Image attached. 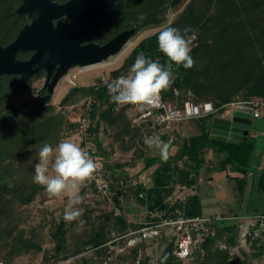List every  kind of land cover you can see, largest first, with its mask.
Wrapping results in <instances>:
<instances>
[{"label":"trees","instance_id":"16d2710c","mask_svg":"<svg viewBox=\"0 0 264 264\" xmlns=\"http://www.w3.org/2000/svg\"><path fill=\"white\" fill-rule=\"evenodd\" d=\"M122 1H118L114 16L111 18V22L114 23L113 26L118 25L119 27L102 34V41L114 37L120 30L127 27V23L136 17H141L135 24L137 32L140 25L161 24L171 3V0H125L129 4L146 1L145 11L137 14L120 27V19L116 18V12ZM211 3H217L218 5L216 12H212V14H210ZM19 4L20 0H0V43L2 44L12 42L28 22L26 16L19 17L15 14L14 10ZM171 26L181 30L189 27L192 31L197 27H201L207 32L212 29L210 42H200L197 35L196 43L191 48L190 53L194 60L192 68L184 69L173 65L172 71L176 77L172 87L173 90L175 88L179 90L181 100L186 95L187 90L193 89L200 98L209 99V97H212L216 101L215 106L220 112L224 111V106L232 102L241 90L248 91L249 99L264 100V0H192ZM192 31L188 32L186 36L193 34ZM158 34L159 32L147 37L136 46L122 69L131 67L136 56L140 53L167 66L169 61L158 47ZM211 45L212 52L207 54V61L202 62V65L196 69L195 62L199 56L207 53V49ZM31 55L32 52H20L18 54L22 59H28ZM208 71L212 72V80H210L211 77H209ZM42 72L40 71L27 81H23L19 75L0 76V155L2 157L10 158V160L24 158L25 151L32 150L45 143L55 144L57 138H59L62 127L58 126L63 122L65 116L63 112H56L55 108L49 104L50 101L41 103L38 98L25 105V108H29L26 111L21 108L12 109L10 107L12 99L26 92L32 86L33 79L41 75ZM118 72L116 71L114 74L117 75ZM201 78H203V81H200ZM107 85L80 87L72 93H83L94 98L89 115L94 121V132L96 134L102 128L101 125H120L127 116L130 105L114 103L109 96ZM163 97L167 99L166 94ZM71 102L69 96L62 100L63 105ZM215 116L212 114L194 119L195 123L201 127V133L184 138L175 155L144 157L146 168L155 166L151 175L152 184L148 188L139 186L137 189L138 192L143 191L145 193V197L139 200L146 204L150 211L168 209L164 216H173L175 212L172 210L180 207V210L187 215H201L202 199L199 194L190 195L184 202L178 203L170 209L166 199L173 192L175 185L182 184L192 187L197 183L198 177L207 162L209 152L217 155L216 165L219 169L224 170L231 167L243 175L242 179L237 180L241 193L248 185L251 173L257 181V191L264 193V171L258 174L253 166L257 146L256 135L251 134L247 139H227L213 135L212 119ZM135 126L137 127L131 130L134 132V137H137L135 134L138 133L145 136L144 126ZM260 126L264 127V123H261ZM253 127L255 132L259 129V124L253 125ZM103 128L115 134L114 139L121 144L120 139L122 137L117 134L115 127ZM119 128L122 129V127ZM130 129L124 128L123 131L119 130L118 132L124 135L126 132L130 133ZM133 143L136 144L134 140ZM101 151L107 157H110L113 153ZM179 162L181 165H179ZM17 164H11L10 168L7 169L6 176L0 172V195L5 193L15 194L20 202L28 203L45 187L25 177L19 182L9 183L7 176L14 169L18 172L23 166H27V170L29 169L34 174L35 168L26 165L25 160ZM108 167L114 173L111 165ZM89 206L94 215L86 214L83 217L85 224L89 225L88 238L76 249V254L102 246L110 240L113 232L124 233L132 227L141 226L140 224L131 223L126 216L115 217L103 209L100 210L101 212L95 213L94 211H97L96 208L98 207ZM66 224L65 221H62L57 228L56 234L59 237L56 246L57 253H60L67 244ZM227 230L232 231V233L236 230L238 235L237 223L224 222L217 237L209 240L206 244L208 249L206 259L203 261L197 259L195 262L201 264L207 262L216 241ZM231 241H234L233 238ZM162 243L168 245L161 257V264H180L181 261L174 254V242L164 239ZM136 253L137 250L132 251V254L136 255ZM263 254L264 250H261L256 255ZM65 258L67 257L53 255L47 257L41 264H48ZM123 258L125 256L119 259ZM236 261L239 262L238 259ZM79 264H90V259L83 257Z\"/></svg>","mask_w":264,"mask_h":264},{"label":"rangeland","instance_id":"374dc122","mask_svg":"<svg viewBox=\"0 0 264 264\" xmlns=\"http://www.w3.org/2000/svg\"><path fill=\"white\" fill-rule=\"evenodd\" d=\"M192 0H181L180 3L175 5L169 4L168 10L165 13L164 21L159 25H150V26H139L138 32L131 39V44L127 46L120 54L115 55L109 58L98 67L92 68L88 71L80 72V66H75L70 70L71 75L78 74V77L75 78V84L70 83L67 80L68 75H66L62 81L57 85L55 94L50 100V105H52L56 112H63L65 118L63 122L58 126L62 127L59 138L55 144L48 143L55 146L64 140H71L77 143L82 150H84L85 143L79 137L78 126L76 124V118L78 113H80L79 107L89 108L88 111L92 108L94 103V98L90 95H84L83 93L72 94L75 89L80 87H90L94 85H107L113 79L123 75L129 76L132 75L130 68H123L126 60L131 55L136 46H138L144 39L150 37L164 28L171 26L172 23L177 19V17L187 8L188 4ZM146 2V1H145ZM145 2L128 3L123 0L119 5L116 12V18L120 19V27L125 25L127 21L133 19L137 14L145 11L144 6ZM218 8L217 3L210 4V14L215 13ZM195 33L199 36L200 42L207 41L210 42L212 38V29L207 32L201 27H197L191 33ZM193 33V34H194ZM187 35V34H186ZM190 36V35H189ZM188 37V36H187ZM210 44V43H208ZM210 47V48H209ZM207 49V53L199 56L198 60L195 62L196 69L202 65V62H206L208 59L207 54L212 52V45ZM119 71L117 75L114 73ZM209 72V71H208ZM176 75H174V78ZM210 80H212V72H209ZM46 79V74L43 71L41 75L35 77L32 82V86L26 90L21 95L14 97L10 103L12 109L21 108L26 111L29 108H25L26 104L31 103L32 101L38 99L40 90L44 85ZM203 81V78L200 79ZM247 89V88H245ZM162 95H167V100L175 101L176 96L173 90L172 85L165 91L161 92ZM186 97L191 96L193 100L197 102L211 101L214 104L216 103L212 97L209 99L200 98L193 89H189L186 92ZM238 94V93H237ZM239 94H242L244 97L248 98V91L241 90ZM69 96L72 102L67 105L62 104V100ZM183 96V99H186ZM72 98V99H71ZM182 99V100H183ZM235 99V98H234ZM233 99V100H234ZM232 100V101H233ZM180 102L181 99H180ZM137 104H130L127 111V116L121 122L120 125L115 124L111 126L100 127H115L117 134L122 138V142L118 147V155L114 156L111 159L112 162H109L114 174L119 173L122 176H125L129 179L134 180L135 178L140 179L141 175L144 178L150 176V171L155 169V166L149 170L145 167L144 157L146 151L149 149H155L156 147H149L145 145L144 138L142 134H135L137 137H134L131 130L135 126L133 123V115L137 111ZM85 109V110H86ZM220 113L219 115H221ZM217 116V115H216ZM260 122V123H259ZM195 125H192V124ZM264 123V117L254 120V125ZM185 127H199L194 119L185 120ZM146 125V124H145ZM145 125H143L145 127ZM122 129H130V133L121 134L118 132ZM143 127V128H144ZM148 127V126H147ZM112 129V128H111ZM114 130V129H112ZM107 131V130H106ZM115 131V130H114ZM141 133V131H140ZM158 133V132H156ZM160 134V133H159ZM158 138L160 139V135ZM252 134L250 131L232 129L230 132H222V137L227 139H247ZM73 135L77 137L76 141L72 139ZM112 138H115V134L110 132L109 134ZM124 138V139H123ZM80 139V140H79ZM157 139V138H156ZM133 140L136 144L133 143ZM256 140L258 137L256 136ZM161 141V140H159ZM116 143H119L116 141ZM43 145L37 146L32 150L25 151L24 158H15L10 160V158H5L0 155V172L2 175L6 176L7 169L10 168L12 163H21L22 160L27 162L26 165L32 166L35 168L36 163L39 161V150ZM120 147V149H119ZM170 156V155H169ZM207 159L209 160L208 167L211 169L209 175L215 174L220 171L216 165L218 158H212L211 152L208 153ZM179 165L181 163L179 162ZM27 166H23L20 171L12 170L11 174L7 176V181L11 184L21 181L24 177L30 180H33L32 172L28 169ZM51 169V164H50ZM111 170V169H110ZM112 172V170H111ZM50 174H54L51 173ZM12 176V177H10ZM213 178V176H212ZM211 176H207L206 169L203 168L199 181L195 185V188L185 187L182 184L175 185L173 192L167 197L166 203L169 205V209L174 207L176 204H181L188 198L192 193H202V214L216 216L218 214L228 218L229 222L241 221L246 222V216L248 213L261 212L264 210V193H259L257 190L252 191L247 190L245 197L240 196L239 191L234 188L233 180H227L224 185L220 184L217 179H214L215 185L212 186V183L209 181ZM149 183V182H148ZM134 193H132L131 198H135L138 195V186ZM191 188V189H190ZM222 188L226 190V196L222 193ZM89 191L81 186L78 191V195L82 197L81 203L75 207L80 211V215L77 219L67 222L64 220V213L67 204L69 203V198L67 195L63 196H52L46 191V188L43 189L38 195L28 203H22L17 198V195L11 193H5L0 195V261L5 264H41L45 261L47 257L55 256L57 257H70L79 255L76 254V249L82 245V242L88 238L89 225L85 224L83 217L86 214L94 215L92 209L87 204V194ZM200 196V195H199ZM97 211L93 210L95 213L101 212L99 208H96ZM180 207L172 211L180 210ZM167 210L158 209L154 214L162 216L167 213ZM170 211V212H172ZM238 216V220L232 219V217ZM158 216L147 217V220L152 221ZM62 221H65L67 224L65 226L67 244L66 247L60 252L57 253L56 246L59 242V237L57 236V228ZM233 238V242L231 239ZM111 239V238H110ZM238 239L237 231H224L221 237L216 241L213 252L209 260L202 264H231L226 255V251L219 248V243H234ZM167 243H161L159 245L150 244L146 246V254L141 260L140 263H137L136 255L131 254L123 259H116L109 264H161V257L167 248ZM85 252V251H83ZM82 252V253H83ZM81 254V253H80ZM244 259L242 260V258ZM240 264H264V254L263 255H251L249 254L248 248H240V253L237 258ZM81 261V260H80ZM178 261V260H177ZM179 262V261H178ZM180 264H201L198 262H179ZM100 264V263H97Z\"/></svg>","mask_w":264,"mask_h":264},{"label":"built area","instance_id":"2783aa9c","mask_svg":"<svg viewBox=\"0 0 264 264\" xmlns=\"http://www.w3.org/2000/svg\"><path fill=\"white\" fill-rule=\"evenodd\" d=\"M188 38L191 39L192 48L196 43L197 34H191ZM84 68L80 66V72H83ZM77 77L78 74H69L67 80L75 84ZM174 92L176 96L174 102L165 99L160 93L152 102L136 105L133 123L138 126L146 124L145 137L155 140L159 133L164 134L174 123L220 113L211 101L196 102L191 96H187L180 102L179 90L175 88ZM237 106L250 107L253 119L264 117V100L249 99L242 94H238L232 102L224 106L221 116L231 114ZM85 109L79 107L80 113L76 118L78 134L85 143L83 151L97 164L95 172L82 184V187L89 191L86 202L115 217L125 216L124 205L130 199L131 188L138 185V181L111 172L108 166L112 157H107L100 150L94 132V121L89 115V108ZM174 140L172 137L171 141ZM263 171L264 165L261 169V172ZM144 197L145 193L142 191L135 200ZM238 218L240 217H232L234 220ZM227 219L221 215H187L184 211L177 210L173 216L162 215L152 221H142L141 226L132 227L124 233L113 232L111 239L102 246L48 264H79L83 257H88L90 264H109L120 257L131 255L133 250H137L136 259L137 263H140L146 254V246L159 245L164 239L174 242V254L180 261L184 263H193L197 259L203 261L208 256L207 242L217 237L222 224L229 222ZM246 219L245 223L233 222L237 223L239 229L235 243L220 242L218 245L227 252L228 260L232 264H240L236 261L240 248H248L249 254L253 256L264 250V213L248 215ZM0 264L5 263L0 261Z\"/></svg>","mask_w":264,"mask_h":264},{"label":"water","instance_id":"95a60500","mask_svg":"<svg viewBox=\"0 0 264 264\" xmlns=\"http://www.w3.org/2000/svg\"><path fill=\"white\" fill-rule=\"evenodd\" d=\"M180 0H172L175 5ZM118 0H20L14 10L28 22L17 37L8 44L0 43V76L19 75L23 81L45 71L46 79L38 96L41 103L50 101L57 85L75 66L88 67L102 64L120 54L137 33L134 26L105 44H95L93 39L104 31V26ZM69 21H64L63 17ZM141 17L137 19L140 20ZM87 42V44H85ZM20 52H32L28 59ZM45 91L44 93H41ZM252 109L237 106L229 115H217L212 128L230 132L232 129L250 131Z\"/></svg>","mask_w":264,"mask_h":264},{"label":"clouds","instance_id":"9594fccd","mask_svg":"<svg viewBox=\"0 0 264 264\" xmlns=\"http://www.w3.org/2000/svg\"><path fill=\"white\" fill-rule=\"evenodd\" d=\"M190 31L192 29L189 27L181 30L173 26L161 30L157 43L159 50L169 61L167 66L143 53L138 54L130 68L132 75H121L107 85L112 101L122 105L150 103L174 83L173 65L184 69L192 68L194 60L190 54L191 39L186 36ZM144 143L149 147L160 148L161 154H164L166 146L160 147L158 139L145 137ZM96 168V161L71 140L59 142L55 148L45 143L39 150L33 182L45 187L52 196H68L69 203L63 218L71 222L81 214L75 207L82 200L78 195L79 188ZM50 171L54 174H50Z\"/></svg>","mask_w":264,"mask_h":264},{"label":"crops","instance_id":"0c3cea01","mask_svg":"<svg viewBox=\"0 0 264 264\" xmlns=\"http://www.w3.org/2000/svg\"><path fill=\"white\" fill-rule=\"evenodd\" d=\"M220 113H222V112H220ZM220 113H218L217 115H219ZM254 120L255 119H253V123H254ZM184 123H185V121L174 123L170 128H168L165 131L164 134H161L162 136L159 135L160 139L157 137L158 140H161L160 141L161 142L160 147L166 146L163 155L161 154L160 148H157V147L153 150L152 149L147 150L146 155L147 156H158V157H166L169 155H175L184 138L194 136V135H198L201 133V127H185ZM253 123H252V126L254 125ZM192 125H195V124L193 123ZM254 130H255V128H252L251 132H252V134H255L258 137V140H257V146H256L255 154H254L253 166L257 170L258 174H260L262 166L264 165V127L259 128L255 132H254ZM110 132H111L110 130L106 131L102 127L97 132L96 135H97V143L100 146V149L103 151H108L110 153L113 152L111 155V157L113 159L114 156L118 155V147L117 146L120 144V142L116 143V140L109 135ZM212 134L217 135V136H222V131L215 130L212 128ZM72 137H73L72 139H74V141H76L77 137L75 135H73ZM172 137L175 138L174 141H171ZM119 149H120V147H119ZM211 154H212V158H215V159L217 158V155H214L212 152H211ZM208 162H209V160L207 159V162L204 166V169H206L207 176L208 177L211 176V179H209V181L212 183V186L215 185L214 179H217L218 182L220 184H223V185L227 180H233L234 188L239 191V194L241 197H243V195L245 197V194L247 193L248 189H250L252 191L257 190L258 184H257V181L253 178L252 173L249 175L250 177H249L248 185L245 187V189L241 193V191L238 188L237 180L242 179L243 175L239 174L237 171H235L231 167L224 169V170L219 169L220 171L216 172L215 174L209 175V172H211V169H209V167H208V164H207ZM145 167H146V165H145ZM152 168L153 167H150L148 169L151 170ZM153 170L154 169H152V171H150V173H149L150 176L148 178H144V176H142V175L140 176L141 177L140 179L135 178L134 180L138 181V185H134V186H138V187L141 186V187H145V188L150 187L152 184L151 175H152ZM117 174H119V173H117ZM212 176H213V178H212ZM198 181H199V177H198ZM198 181H197V183H198ZM195 185L192 186L191 188H195ZM81 186H80V188H81ZM134 186L131 188V194H130L129 201H127L124 205L125 216L127 217V219L134 224H140L142 221L147 220V217L149 215L159 216L158 214H154L155 211H150L147 208V205L142 203L139 199L135 200V198H131L132 193H134V190H136V187H134ZM185 187H187V186H185ZM222 193H223V195L226 196L225 188H222ZM194 194H197V193H194ZM198 194L200 195V197L203 201V198H202L203 194L200 192ZM137 196L138 195H136L135 197H137ZM260 213H264V210H261V212L248 213L247 216L253 215V214H260ZM215 215H218V214H215ZM238 231H239V229H238Z\"/></svg>","mask_w":264,"mask_h":264},{"label":"flooded vegetation","instance_id":"af4514ba","mask_svg":"<svg viewBox=\"0 0 264 264\" xmlns=\"http://www.w3.org/2000/svg\"><path fill=\"white\" fill-rule=\"evenodd\" d=\"M68 0H59V2H61V3H64V2H67ZM119 1V0H118ZM171 2H172V0H171ZM181 2V0L178 2V3H180ZM118 3V2H117ZM117 5V4H116ZM116 7V6H115ZM115 7L112 9V16H110L109 18H108V20H107V22H106V24H105V26H104V31H102L99 35H96L95 37H94V39H93V42L95 43V44H105V43H107L108 41H110V40H112L113 38H115L117 35H119L121 32H123V31H125V30H129V29H131V28H133L134 26H136L135 24H136V21H137V17L136 18H134L131 22H129V23H127L126 24V28H124V29H122V30H120L114 37H112V38H110V39H108V40H106V41H102V38H101V36H102V34H104V33H106L107 31H110L111 29L113 30V29H116V28H118L119 26L117 25H115V26H113L114 25V23H112L111 22V18L114 16V10H115ZM63 20L64 21H69L70 19L68 18V17H63ZM85 44H87V42L85 43ZM43 71V70H42ZM45 72V71H44ZM46 74V73H45ZM45 91H43V92H41V93H44ZM40 95V94H39Z\"/></svg>","mask_w":264,"mask_h":264},{"label":"bare ground","instance_id":"6f19581e","mask_svg":"<svg viewBox=\"0 0 264 264\" xmlns=\"http://www.w3.org/2000/svg\"><path fill=\"white\" fill-rule=\"evenodd\" d=\"M131 44V42L127 45V46H129ZM126 46V47H127ZM99 65H101V64H95V65H90V66H88V67H85L84 69H83V72L84 71H88V70H90V69H92V68H95V67H98ZM102 65H103V63H102Z\"/></svg>","mask_w":264,"mask_h":264}]
</instances>
